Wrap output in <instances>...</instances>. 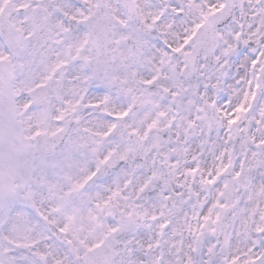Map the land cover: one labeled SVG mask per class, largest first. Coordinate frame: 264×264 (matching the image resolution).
<instances>
[{
  "label": "snow or ice",
  "instance_id": "1",
  "mask_svg": "<svg viewBox=\"0 0 264 264\" xmlns=\"http://www.w3.org/2000/svg\"><path fill=\"white\" fill-rule=\"evenodd\" d=\"M0 264H264V0H0Z\"/></svg>",
  "mask_w": 264,
  "mask_h": 264
}]
</instances>
